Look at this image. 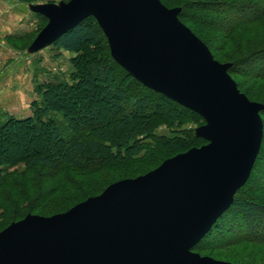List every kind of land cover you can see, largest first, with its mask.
Returning <instances> with one entry per match:
<instances>
[{
    "label": "water",
    "instance_id": "1",
    "mask_svg": "<svg viewBox=\"0 0 264 264\" xmlns=\"http://www.w3.org/2000/svg\"><path fill=\"white\" fill-rule=\"evenodd\" d=\"M48 20L31 53L89 17L112 58L145 87L197 113L208 143L50 217L0 232V264H233L193 248L232 206L263 141L264 105L243 94L207 45L160 0H70L31 6Z\"/></svg>",
    "mask_w": 264,
    "mask_h": 264
},
{
    "label": "trees",
    "instance_id": "2",
    "mask_svg": "<svg viewBox=\"0 0 264 264\" xmlns=\"http://www.w3.org/2000/svg\"><path fill=\"white\" fill-rule=\"evenodd\" d=\"M192 7L200 16L180 12L179 18L215 31L218 37L222 36L220 38L225 44L226 41L235 43L237 32L264 20V0H198L192 4ZM36 16L40 15L36 14ZM42 18L48 22L45 17ZM190 29L208 46L214 58L218 59L214 48L193 28ZM22 39L24 38H19V40ZM92 46L95 50L90 51L89 47ZM52 48L76 54L71 59L76 69L73 81L69 83L52 80L38 86L36 93L41 96V107L37 108V102H33L31 117L19 119L9 116L6 121L0 123V145L8 142L11 137H21V134L25 132L30 141L37 136L45 135L48 141L62 143L64 148L61 147L62 149L54 155L44 154L40 157L27 148L24 153L15 154L14 158L0 160V184L4 182V176L9 173L8 168L23 163L27 166L49 165L56 171L61 164L80 170H97L101 167H115L117 164L137 161L142 157L146 160L149 151L155 149H172L173 155L159 160L156 165L158 167L167 159L207 144L200 138L193 137L191 131L184 129L178 130L183 137L154 138V131L160 126L181 128L187 119L201 122L203 118L164 95L145 87L117 64L112 58L107 38L95 18L89 17L82 21L61 36ZM245 52L239 55V61L232 63L229 69L230 75L234 78L242 76L245 80L263 82L264 50L256 54L252 50ZM241 66H247L248 70H242ZM235 80L240 91L249 100L258 101L252 100L250 94L243 91L239 81ZM98 81L103 83L99 93L95 90L98 89ZM88 92L91 93L90 101L97 97L100 102L105 103V109L109 112L108 120L102 118L100 109H93L90 105L83 106L88 110L84 117L76 116L69 105L67 106L69 103L67 98H69L73 107L78 110L76 101L82 94ZM80 108H82L81 104ZM58 112L62 114L61 120L51 116ZM261 116L264 119V110ZM46 117L48 120H44ZM65 134L69 136L67 142L64 140ZM263 150L264 135L260 153L249 180L235 195L232 206L219 218L193 251L206 250V247H209L208 239L219 230H226L233 235L224 239L231 244L241 242L264 244V183L261 182L264 174L258 172ZM8 152V150H2L0 146V155L8 154ZM26 152L28 153L25 154ZM141 152L144 154L141 155L142 157ZM113 183L107 184L98 194ZM89 197L88 192L81 190L77 199L67 200L69 205L64 212ZM28 214L33 213L12 218L4 228L24 219ZM52 215L55 214L43 216ZM2 219L0 216V221ZM223 236L221 234L218 239L221 240Z\"/></svg>",
    "mask_w": 264,
    "mask_h": 264
},
{
    "label": "rangeland",
    "instance_id": "3",
    "mask_svg": "<svg viewBox=\"0 0 264 264\" xmlns=\"http://www.w3.org/2000/svg\"><path fill=\"white\" fill-rule=\"evenodd\" d=\"M69 1L70 0H20V2L26 6V9L30 12V14L35 15V21L30 20L29 22L30 25L32 24L30 27H32L33 31L22 32L20 37L24 39L19 40V43L10 37L7 41L12 43L15 49L21 51V54H23L22 58L27 59V62L32 63L33 69L30 72L33 75L35 93L38 86L52 80H56V82L65 81L71 83L73 81V74L76 70L71 63V59L74 58L76 54L72 53L70 56L60 59V52L58 50H54L52 46L37 53L30 52V46L40 31L45 28L48 23L42 18V15L37 14L40 16H36V14L31 11V6L42 4L60 5L61 3H68ZM160 1L169 9H180L183 13L200 16L192 9V4L198 0ZM180 21L189 29L193 28L211 45L212 48H214V52L218 55V59L216 60L221 64L232 65V63H236L240 60L239 55L245 51L252 50V52L256 54L258 51L264 50V20L259 24L243 28L235 35V43L226 41V44L222 41V38H220L222 36L218 37V33H215V31L211 29L207 30L201 25L199 26L191 21L189 22L181 19ZM89 49L90 51L91 49L95 50V47L92 46L91 48L89 47ZM26 65H28V63ZM240 68L244 71L248 70L247 66H241ZM232 78L239 81V83L243 86V91H247L252 100H258L253 102L264 105V81L258 82L255 80H245L242 76H235V78ZM102 84L103 83L101 81H98V89H95L98 93L101 91L100 87ZM90 95L91 93L88 92L80 96V101H76L78 110L73 107L72 101H70L69 98H67V101L69 102L67 106L69 105L76 116L84 117L88 110L85 107L83 108V106L90 105L93 109H100L102 118H104V120H108L109 112L105 109V103L100 102L97 97H95L93 101H90ZM89 101L90 103H88ZM33 102H37V108H40L42 104L41 96L36 93V100ZM80 104L82 105V108L79 109ZM9 116L11 115L0 114V123L6 121ZM51 116L58 120L63 118L62 114L59 112L53 113ZM44 120H48V117L44 118ZM262 120L264 126V119ZM204 125H206V121L204 119H202L201 122H196L195 119L194 121L187 119L181 128L178 126L172 128L160 126L154 131V138L183 137V134L178 131L180 129L191 131L193 137H197V130ZM21 135V137H11L8 142L0 145L2 146V150L9 151V155L7 153L1 154L0 160H4V158H14L15 154L24 153L27 148L30 152L34 151L33 153L37 154V157L44 154L54 155L62 149L61 147L64 146L62 143L48 141V139L45 138V135H43L44 137L41 135L40 137L37 136V138L32 141L28 139L25 132ZM63 136L65 142H67L69 140V136L67 134ZM200 139L203 143L204 141L207 142L203 138ZM204 145L206 144H203L202 146ZM202 146L195 148H201ZM173 152L174 151L172 149H155L154 151H149L146 160L143 159L144 157L142 156L144 154L141 152L140 156L142 154L143 155L140 160L128 161L120 165L117 164L115 167H101L97 170H80L61 164L59 165V169L56 171L52 170L49 165L27 166L25 163L16 167L8 168L9 173L4 176V182L0 184V216L3 218L0 221V232L5 229L4 227L12 218L24 217L30 212L33 214L28 215L39 216L65 213L64 211L69 205L67 204V200L77 199L81 190L88 192L90 195L89 198L96 197L100 195L98 194L100 193V190L107 186L110 182L115 183L119 180L121 181V179L125 180V178L135 179L153 171L154 167L158 165L159 160H163V158L168 155H173ZM27 153L28 152L25 154ZM258 172L259 174H264V150L263 157L259 162ZM261 179V182L263 181L264 183V175ZM221 234L224 236L220 240L218 238ZM230 235L233 236L226 230L216 231L215 234L207 241L209 243V247H206V250L196 253L200 254L202 257H210L218 261L233 264H264V244L245 242L231 244V242H226L224 240ZM211 246L212 248H210Z\"/></svg>",
    "mask_w": 264,
    "mask_h": 264
},
{
    "label": "crops",
    "instance_id": "4",
    "mask_svg": "<svg viewBox=\"0 0 264 264\" xmlns=\"http://www.w3.org/2000/svg\"><path fill=\"white\" fill-rule=\"evenodd\" d=\"M34 19L35 15L30 14L20 0H0V114L19 119L33 115L31 105L36 100L30 72L33 65L22 58L21 51L7 39L10 37L19 43L22 32L33 31L29 22ZM59 52L60 59L72 54Z\"/></svg>",
    "mask_w": 264,
    "mask_h": 264
}]
</instances>
